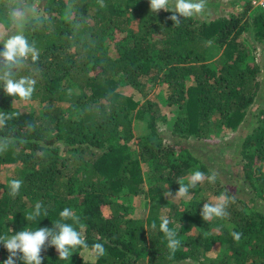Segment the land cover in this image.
<instances>
[{
  "label": "trees",
  "instance_id": "16d2710c",
  "mask_svg": "<svg viewBox=\"0 0 264 264\" xmlns=\"http://www.w3.org/2000/svg\"><path fill=\"white\" fill-rule=\"evenodd\" d=\"M27 1L0 0V23L14 11L11 6L22 12ZM250 10L247 1L242 13L210 21L181 18L176 26L168 19L172 12H151L149 0H104L103 7L98 0H48L43 17L27 16L25 35L40 56L18 75L36 79L32 98L43 108L14 107L15 98L0 88V112L15 114L0 127V137L15 140L0 152V236L51 229L68 207L85 225L89 246L104 243L106 254L68 261L47 247L42 264H264V211L255 200H264L263 115L240 151L243 180L254 197L242 198L226 184L224 218L205 222L200 212L209 202L196 199L167 214L153 209L146 219L131 218L129 205L117 200L124 190L146 191L144 163L151 170L152 200L174 193L177 179L197 163L206 176L212 173L184 142L207 138L213 119L239 127L256 102L261 67L249 60L250 47L240 37L252 27L255 38L264 41V9L245 19ZM211 42L222 48L213 62ZM160 83L168 84V105L178 106L171 139L158 127L160 107L149 97ZM122 85L134 87L145 100L121 92ZM136 118L147 120L148 134L136 135ZM2 164H16V177L3 181ZM13 179L23 182L15 197L9 194ZM38 202L42 214L27 221ZM161 217L170 220L181 241L174 254L159 231ZM63 222L81 231L71 219ZM232 232L242 234L239 241ZM213 251H218L214 258L208 256ZM8 255L0 244V264ZM16 264L23 261L17 258Z\"/></svg>",
  "mask_w": 264,
  "mask_h": 264
},
{
  "label": "rangeland",
  "instance_id": "374dc122",
  "mask_svg": "<svg viewBox=\"0 0 264 264\" xmlns=\"http://www.w3.org/2000/svg\"><path fill=\"white\" fill-rule=\"evenodd\" d=\"M48 0H28L25 9L22 12L10 11L7 18L0 23V51L3 50L2 42L7 38L8 35L13 34L17 31V27L21 26L25 32L24 20L27 16L32 18H40L44 16V6ZM249 0H206V8L202 14L193 15L200 19L210 21L212 19L229 16L231 14L242 13L245 9V4ZM169 6H174L170 4ZM35 11H32V8ZM259 9L253 8L249 15L245 19H251L252 13ZM163 11V10H161ZM134 26V24H133ZM241 41L250 47V61H256L261 67V72L259 74V80L261 83V88L256 102L250 106L246 120L237 128L231 129L222 124H219L218 119H213L210 124V130L208 136L205 139H198L195 136L191 137L188 141L184 142L187 144L195 156H197L202 162L209 166V169L217 174V179L215 182H204L198 184L190 192V197L185 199L172 200L166 198L167 193L159 196L156 200H152L147 192L149 186H152L151 181V170L149 171V166L143 164L144 177L146 179L143 184L145 192L139 195H134L124 190L117 197V200L124 204H128L130 207L128 217L146 219L151 210H161L162 213L167 214L172 210L173 207H187L194 199L201 200L209 203H215V198L223 194L226 184L230 185L234 189L239 191V195L242 198H251V190L248 188L247 184L243 180L242 176V165L241 162V145L243 140L247 135L251 134L255 128L259 125L258 119L261 115L264 118V41H259L254 36L253 28L247 29L240 37ZM112 54L115 53L114 47L112 45ZM222 51L219 44L215 42L210 43V62H213L214 58L218 56ZM70 81H66L65 85H70ZM151 86L150 84H148ZM71 90L78 92V87L71 84ZM120 91L132 95L135 99L145 100V97L134 87L122 85ZM168 96V84L160 83L157 85L154 93H151V97L160 107V115L158 117L157 125L163 130L166 138H173L171 131L173 129L174 122L177 118L178 106H170L167 103ZM14 101V100H13ZM14 107L22 108L28 111L41 112L43 104L38 99H33L28 102H22L15 99L12 102ZM65 107L67 105H64ZM263 111V112H262ZM135 132L137 136H143L148 134V122L145 118L134 119ZM136 147V145H132ZM1 178L3 181L8 180V178L16 177L17 171L19 169L16 164H2ZM264 169V163H263ZM199 170L205 174L201 169L199 163L192 166L188 173L182 177H188L192 172ZM206 176V174H205ZM208 176V175H207ZM185 182H187L185 180ZM175 191H178L179 185L176 183L174 187ZM219 191L217 195L215 192ZM254 197V196H253ZM258 207L264 211V200L255 198ZM239 205V202H236ZM228 227H231L230 223H227ZM218 251H213L208 253V256L214 258ZM81 256L85 260L94 261L96 257L88 251L84 250H74L73 256ZM5 256V255H4ZM70 257V258H71Z\"/></svg>",
  "mask_w": 264,
  "mask_h": 264
},
{
  "label": "clouds",
  "instance_id": "9594fccd",
  "mask_svg": "<svg viewBox=\"0 0 264 264\" xmlns=\"http://www.w3.org/2000/svg\"><path fill=\"white\" fill-rule=\"evenodd\" d=\"M101 7L104 6V0H98ZM151 12L158 13L160 10L172 12L173 15L168 19L173 22V25L179 26L182 22L181 18H190L193 15L202 14L206 8V0H149ZM170 4H174L171 8ZM35 11L33 7L31 9ZM3 50L0 51V85L6 95L14 97L22 102H28L35 91L36 79L29 75H18L23 70L28 62L35 64L40 56V51L34 42H30L24 34L21 26L17 27V31L7 36L2 42ZM15 99L13 103L15 102ZM14 113L9 115L0 112V127L6 126V123ZM15 142L14 138L5 136L0 137V152H5ZM217 174L215 172L208 176L199 170L192 172L186 178H178L176 183L179 185L178 191L175 193L167 191L166 198L172 200L185 199L190 197V192L198 184L207 180L215 182ZM185 180L187 182H185ZM22 180L13 179L9 183L10 195L15 197L18 195L22 187ZM215 203H204L200 215L205 222L211 221L214 218H224L228 215V196L221 194L215 198ZM43 206L41 203H36L34 210L27 214V221H34L42 214ZM46 214V211H45ZM58 220L53 228H38L37 230H21L12 235L0 236V244L8 251V258L4 264H16L17 258L23 261V264H42L43 250L47 247H54L58 253L60 260H68L73 255L77 248L88 251L99 258L106 254L104 243L96 242L89 246L85 237L82 235V230L85 225L79 222V217L76 216L71 208L65 207L60 213ZM71 219L75 224L79 225L81 231H78L73 224L63 221ZM170 220L167 217H161L159 231L163 233L167 247L170 253L174 254L181 245L178 234L175 230L169 228ZM156 229V223L151 225ZM11 231V230H10ZM234 240L239 241L241 233H231Z\"/></svg>",
  "mask_w": 264,
  "mask_h": 264
},
{
  "label": "built area",
  "instance_id": "2783aa9c",
  "mask_svg": "<svg viewBox=\"0 0 264 264\" xmlns=\"http://www.w3.org/2000/svg\"><path fill=\"white\" fill-rule=\"evenodd\" d=\"M250 5L256 9H264V0H249Z\"/></svg>",
  "mask_w": 264,
  "mask_h": 264
}]
</instances>
